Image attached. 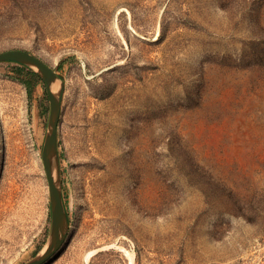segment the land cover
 Listing matches in <instances>:
<instances>
[{
    "label": "rangeland",
    "instance_id": "obj_1",
    "mask_svg": "<svg viewBox=\"0 0 264 264\" xmlns=\"http://www.w3.org/2000/svg\"><path fill=\"white\" fill-rule=\"evenodd\" d=\"M13 49L64 88L69 227L45 264H264V0H0ZM28 70L0 62V264L31 261L50 234L49 103Z\"/></svg>",
    "mask_w": 264,
    "mask_h": 264
},
{
    "label": "water",
    "instance_id": "obj_2",
    "mask_svg": "<svg viewBox=\"0 0 264 264\" xmlns=\"http://www.w3.org/2000/svg\"><path fill=\"white\" fill-rule=\"evenodd\" d=\"M10 61L30 68L43 81L49 103L47 133L42 145L41 161L47 180L50 204V234L45 250L25 264H45L62 245L69 227L62 194L59 185L58 156H57V126L61 112L63 85L57 94L50 90L51 83H57L55 72L38 57L24 50H8L0 52V62Z\"/></svg>",
    "mask_w": 264,
    "mask_h": 264
},
{
    "label": "bare ground",
    "instance_id": "obj_3",
    "mask_svg": "<svg viewBox=\"0 0 264 264\" xmlns=\"http://www.w3.org/2000/svg\"><path fill=\"white\" fill-rule=\"evenodd\" d=\"M58 83V82H57ZM57 88V84L56 83H51L50 84V90L51 92H54ZM96 131V130H95ZM83 134V133H82ZM1 136V135H0ZM95 136V135H94ZM89 135L87 133H84V135L81 137L80 139V142L77 146V149H78V154H80L79 156L81 157L79 160H78V163L81 164V165H85L87 164V162L85 161V159L83 158V156H87V151H86V142L87 140L89 139ZM90 144V143H89ZM96 147V146H95ZM89 150V149H87ZM90 155V154H89ZM3 169V168H2ZM86 173V169H82L81 170V174H80V179H83L84 180V183H85V187L83 189V193H84V200H83V208L87 209V214L89 215L90 213H92L91 209H92V205H93V197L95 196H92V186L89 184V182L86 181V179L83 177L84 174ZM7 179V174L4 170H0V184L4 183ZM82 183V184H84ZM81 184V182H80ZM95 185V184H94ZM82 186V185H81ZM96 191V189H95ZM92 192V193H91ZM97 196V195H96ZM92 198V199H91ZM95 199V198H94ZM97 199V198H96ZM98 204V203H97ZM93 232V231H92ZM83 249V247H82ZM45 250V249H44ZM125 250V249H124ZM95 251L92 250V251H89L86 258H89ZM42 253V252H41ZM126 255L129 257L130 259V263L132 261V256H131V253L130 255L128 254V252L126 253Z\"/></svg>",
    "mask_w": 264,
    "mask_h": 264
},
{
    "label": "trees",
    "instance_id": "obj_4",
    "mask_svg": "<svg viewBox=\"0 0 264 264\" xmlns=\"http://www.w3.org/2000/svg\"><path fill=\"white\" fill-rule=\"evenodd\" d=\"M22 70H25V68L23 67V68H20V69H19V71H22ZM27 73H28L31 77L35 78L36 82L41 83V84L43 83V81L39 78V76H38L36 73H34L33 71L28 70ZM28 88H29V87H28Z\"/></svg>",
    "mask_w": 264,
    "mask_h": 264
}]
</instances>
